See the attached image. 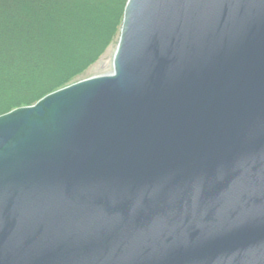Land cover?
<instances>
[{"label":"water","instance_id":"1","mask_svg":"<svg viewBox=\"0 0 264 264\" xmlns=\"http://www.w3.org/2000/svg\"><path fill=\"white\" fill-rule=\"evenodd\" d=\"M0 264H264V0H126L109 73L0 114Z\"/></svg>","mask_w":264,"mask_h":264},{"label":"trees","instance_id":"2","mask_svg":"<svg viewBox=\"0 0 264 264\" xmlns=\"http://www.w3.org/2000/svg\"><path fill=\"white\" fill-rule=\"evenodd\" d=\"M126 0H0V114L80 76L116 43Z\"/></svg>","mask_w":264,"mask_h":264},{"label":"rangeland","instance_id":"3","mask_svg":"<svg viewBox=\"0 0 264 264\" xmlns=\"http://www.w3.org/2000/svg\"><path fill=\"white\" fill-rule=\"evenodd\" d=\"M115 44L116 43L111 44L106 49V51L94 63H92L80 76H78L74 80L68 82V84L75 82L77 80H80V79L87 78V77L109 73L112 69V54L114 51ZM68 84H66V85H68ZM61 87H63V86H61ZM61 87H59V88H61ZM28 105H30V104H28ZM21 106H24V105H21Z\"/></svg>","mask_w":264,"mask_h":264}]
</instances>
